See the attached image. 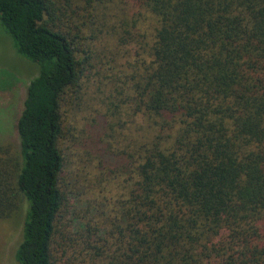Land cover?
I'll list each match as a JSON object with an SVG mask.
<instances>
[{
  "label": "trees",
  "instance_id": "1",
  "mask_svg": "<svg viewBox=\"0 0 264 264\" xmlns=\"http://www.w3.org/2000/svg\"><path fill=\"white\" fill-rule=\"evenodd\" d=\"M0 23L38 65L0 158L18 264H264V0H0ZM84 96L122 162L106 211L66 218Z\"/></svg>",
  "mask_w": 264,
  "mask_h": 264
},
{
  "label": "rangeland",
  "instance_id": "2",
  "mask_svg": "<svg viewBox=\"0 0 264 264\" xmlns=\"http://www.w3.org/2000/svg\"><path fill=\"white\" fill-rule=\"evenodd\" d=\"M37 73V63L17 52L14 39L0 23V158L7 161L19 157L15 121L22 107L26 86ZM88 93L91 94V90ZM89 101L84 96L77 101L78 108H68L67 105L65 110L68 109L64 112L68 132L65 145H70L64 150L68 160L63 176L65 181H69L70 191L66 218L70 212L79 211L82 214L87 210L89 217L97 218L106 211L100 200L109 195L105 187L112 188V173L108 169H114L122 162L120 156L101 139L96 126H90V120H87ZM88 201L90 209L86 206ZM21 227V215L18 219L0 217V264H18L14 252L20 240Z\"/></svg>",
  "mask_w": 264,
  "mask_h": 264
}]
</instances>
